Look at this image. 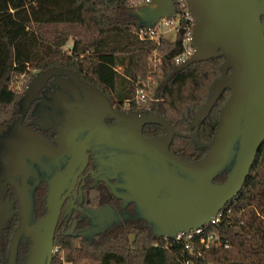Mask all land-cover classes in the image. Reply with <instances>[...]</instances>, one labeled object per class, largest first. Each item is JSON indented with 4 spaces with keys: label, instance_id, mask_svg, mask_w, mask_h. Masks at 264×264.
<instances>
[{
    "label": "trees",
    "instance_id": "trees-1",
    "mask_svg": "<svg viewBox=\"0 0 264 264\" xmlns=\"http://www.w3.org/2000/svg\"><path fill=\"white\" fill-rule=\"evenodd\" d=\"M136 9L129 0H0V134L19 113L24 87L17 90L15 83L22 78L25 84L33 72L51 65L71 67L126 109L150 104L137 106L134 99L135 90L148 79L154 87L162 83L152 102L154 112L177 132L189 134L191 117L220 76L225 57L192 62L164 81L181 50L182 33L173 41L141 39L138 32L143 27L131 15ZM229 93L225 89L200 122L199 143H209ZM144 130L151 135L165 132L157 123ZM169 151L194 162L207 149L174 135ZM226 173L227 169L221 170L213 182H223ZM221 210L219 222L206 230L227 241L228 248L211 243L196 254L172 238L155 235L142 221L132 220L109 228L94 243L54 242L58 249L51 264H264V142L244 185ZM16 221L10 217L2 230L0 254L6 255ZM0 264L4 263L0 260Z\"/></svg>",
    "mask_w": 264,
    "mask_h": 264
},
{
    "label": "water",
    "instance_id": "water-1",
    "mask_svg": "<svg viewBox=\"0 0 264 264\" xmlns=\"http://www.w3.org/2000/svg\"><path fill=\"white\" fill-rule=\"evenodd\" d=\"M185 2L193 17L190 40L193 53L184 62L174 65L164 81L192 62L219 55L224 56L225 60L220 66V76L209 87L205 102L191 117L192 131L189 134L177 132L162 116L149 114L150 112L142 116L134 132L137 135L134 143L144 155L165 156L189 178L164 171L162 176L154 177V185L135 191L139 206L145 210V219L153 224L151 229L154 234L168 238H173L178 231L202 226L232 200L244 185L264 142V0ZM173 13L174 0H151L131 15L137 19L139 26L151 28L159 19L170 18ZM49 69L34 73L27 82L18 100L20 116L11 126L19 123L23 111L48 78ZM161 85L162 83L155 87L153 98L158 96ZM88 88L96 93L95 88ZM225 89H229L230 93L220 109L217 127L209 143L201 144L197 137L198 126ZM145 123L160 124L165 134L161 139L144 138L141 135V124ZM174 135L188 137L195 146L206 147L205 155L190 162L171 154L168 148ZM30 138L35 145L41 144L43 150L54 152L39 137L31 134ZM1 164L0 233L6 227L12 212L7 207L10 206L9 202L4 201L1 193L4 180ZM223 169H227L225 180L221 183L213 182L214 176ZM140 171L142 172L141 166ZM129 177L132 179V175ZM165 181L168 182L169 194L156 202V192ZM54 184V181L50 183L46 197L47 213L33 225H28L26 218L25 190L18 193L21 205L20 223L13 233L6 264H14L15 247L21 234L32 240L25 264H41L45 256V264H51L55 221L52 206L55 198ZM47 223L51 225L48 228L49 238L45 243V236L40 237L38 229Z\"/></svg>",
    "mask_w": 264,
    "mask_h": 264
},
{
    "label": "flooded vegetation",
    "instance_id": "flooded-vegetation-1",
    "mask_svg": "<svg viewBox=\"0 0 264 264\" xmlns=\"http://www.w3.org/2000/svg\"><path fill=\"white\" fill-rule=\"evenodd\" d=\"M45 69H49V76L23 111L19 123L10 124L0 134L4 176L1 193L10 204L7 206L12 210L10 217L17 220L14 231L20 223L18 193L25 190L26 218L28 225H33L47 213L46 197L52 181L55 182L53 244L67 239L94 243L109 228L132 220L152 228L135 191L154 185V177L162 176L164 171L189 179L165 156L148 157L134 143L137 137L134 132L142 116L149 112L157 114L152 108L153 101L139 109L122 108L115 97L71 67L51 65L34 73ZM19 116L20 113L16 118ZM150 124H141V135L146 139H161L165 132L151 135L144 130ZM31 134L46 142L54 152L43 150L41 144L35 145ZM168 194L165 181L157 190L155 201ZM50 225L38 229L40 237L45 236V243ZM13 233L6 255L3 251L0 254L4 264ZM23 237L26 241L19 244L17 252L25 257V264L32 240ZM45 258L41 264H45Z\"/></svg>",
    "mask_w": 264,
    "mask_h": 264
},
{
    "label": "built area",
    "instance_id": "built-area-1",
    "mask_svg": "<svg viewBox=\"0 0 264 264\" xmlns=\"http://www.w3.org/2000/svg\"><path fill=\"white\" fill-rule=\"evenodd\" d=\"M129 2L132 6L140 8L149 4L151 0H129ZM192 26L193 17L188 10L185 0H174L173 15L170 18L159 19L151 28L143 27L139 30L138 36L141 39H150L158 43L160 37H164L171 41L175 40L177 33L181 31V50L176 56H174L172 60L173 65H178L187 60L193 53V49L190 44ZM169 31L174 32L173 39H169L165 35ZM154 90L155 87L153 83L149 81V79L146 83H143L142 86L138 87L135 90L134 95L137 106H144L148 103V101L156 100L153 98ZM221 216L222 210L218 211L217 214L212 216L205 224L198 228L176 232L172 239L180 242L185 246V248L190 249V251L194 250L196 254L199 253L201 249L209 248L211 243L218 247L228 248L229 243L227 241H222L216 233L208 232L206 230L210 226L216 225L219 222ZM57 249V247H54L52 252H57Z\"/></svg>",
    "mask_w": 264,
    "mask_h": 264
},
{
    "label": "rangeland",
    "instance_id": "rangeland-1",
    "mask_svg": "<svg viewBox=\"0 0 264 264\" xmlns=\"http://www.w3.org/2000/svg\"><path fill=\"white\" fill-rule=\"evenodd\" d=\"M169 39H173L174 38V32L173 31H169L167 34H165ZM71 42L70 40L66 43V45L64 46V49H67L69 46H70ZM118 70H121L120 67L118 68ZM34 73V72H33ZM29 81V80H28ZM27 81V82H28ZM26 82V83H27ZM26 83L24 84V81L22 78H19L18 81L15 83L16 84V89L17 90H21L22 87H24L25 89V86H26ZM156 87V86H155ZM23 89V91H24ZM23 93V92H22ZM134 95H135V92H134ZM4 199V198H3ZM26 241V238H24L23 236H20L17 240V244H16V247H15V258H14V264H23L25 262V257L24 256H19L18 255V247H19V244L22 243V242H25ZM28 245H29V242H28ZM56 247V246H55ZM61 254H63V252L61 251L60 252ZM24 257V258H23ZM65 264V263H64Z\"/></svg>",
    "mask_w": 264,
    "mask_h": 264
}]
</instances>
